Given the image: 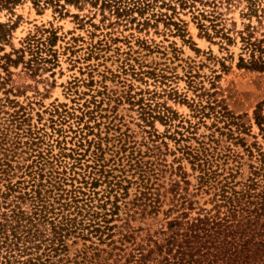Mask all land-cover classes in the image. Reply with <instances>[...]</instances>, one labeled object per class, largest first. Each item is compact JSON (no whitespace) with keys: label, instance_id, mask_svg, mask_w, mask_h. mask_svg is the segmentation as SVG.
<instances>
[{"label":"rangeland","instance_id":"obj_1","mask_svg":"<svg viewBox=\"0 0 264 264\" xmlns=\"http://www.w3.org/2000/svg\"><path fill=\"white\" fill-rule=\"evenodd\" d=\"M216 3V29L199 14L213 7L200 2L183 8L177 0H19L0 8V157L13 165V184L37 168H44L43 182L51 172L82 175L97 151L106 169L131 180L138 177L129 161H138L156 179L167 210L183 173L191 190L197 185L191 152L204 144L229 156L227 166L241 163L246 178L264 154V121L262 128L256 122L257 111L264 117V71L242 59L264 60V12L249 18L244 0ZM81 140L86 147L93 141L91 150L84 166H72L73 150L85 152ZM6 182L0 180L1 201ZM105 188H96L100 196ZM128 191L116 222L154 234L164 213L128 216L123 201L132 202L136 185ZM31 204L22 207L30 213ZM92 240L71 236L63 256L78 260L99 242Z\"/></svg>","mask_w":264,"mask_h":264},{"label":"trees","instance_id":"obj_2","mask_svg":"<svg viewBox=\"0 0 264 264\" xmlns=\"http://www.w3.org/2000/svg\"><path fill=\"white\" fill-rule=\"evenodd\" d=\"M17 1L0 0V8ZM177 1L183 8H195L196 2L212 6L209 14H199L212 28L219 25L221 13L216 0ZM244 1L247 5L243 16L251 18L258 16L259 11L264 12V0ZM58 2L46 0L60 5ZM242 40L253 45L251 36H242ZM242 62L244 67L264 71L262 57L255 58L253 54L250 61L242 59ZM261 109L262 105L258 107ZM258 113L256 122L262 128L264 117ZM92 142L87 141L86 147L79 141L78 147H86L85 152L73 150L77 158L72 166H84L81 163ZM206 146L191 152L193 169L199 171L197 185L191 190V182L183 173L181 181H175L169 190L173 197L167 210H163L164 197L156 179L138 161L136 164L129 161L130 169L135 170L133 176L138 177L135 180L115 176L111 171L114 169H106L102 154L93 151L90 155L93 165L85 167L82 175L75 172L68 178L64 176L66 171L58 175L51 172V177L43 182L44 168H37L28 173L29 180L26 171L24 179L13 184L10 180L13 165L0 157V180L9 181L2 193L3 201L0 197V264H264V154L259 164L250 165V174L243 178L241 163L227 166L229 156H220L215 147ZM124 180L128 185L123 184ZM68 183L70 189L66 187ZM103 184L106 188L100 196L96 188ZM133 184L135 198L130 203L123 201L128 216L164 213V223L154 234H139L144 228L135 230L128 220L121 225L116 222L122 220L118 202L129 195ZM16 193L15 200L9 202L8 198ZM204 196L209 198L201 204L200 198ZM28 200L32 203L30 213L22 207ZM42 226L49 227V234ZM74 235L88 241L96 237L99 242H92L78 260L71 262L63 254Z\"/></svg>","mask_w":264,"mask_h":264}]
</instances>
